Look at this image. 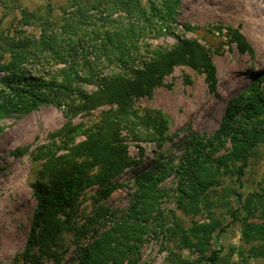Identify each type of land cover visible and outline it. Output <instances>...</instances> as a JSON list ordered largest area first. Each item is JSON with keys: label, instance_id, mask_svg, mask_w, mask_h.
I'll list each match as a JSON object with an SVG mask.
<instances>
[{"label": "trees", "instance_id": "obj_1", "mask_svg": "<svg viewBox=\"0 0 264 264\" xmlns=\"http://www.w3.org/2000/svg\"><path fill=\"white\" fill-rule=\"evenodd\" d=\"M138 2L121 0L120 4L127 13L134 14L136 10L143 14ZM180 2L163 0L161 8L155 9L157 22H175ZM47 24L40 25L36 39L11 41L5 49L0 45V119L17 118L41 104L65 105L69 113L67 121L33 153V158L41 162V177L49 179L50 183L34 185L37 207L31 231L24 250L11 264H41L39 256L32 252L34 246L40 256L59 261L64 235L75 228L78 200L84 190L93 186L98 187L92 201L94 213L78 228V233L83 237L92 232L94 236L80 247L78 258L72 264H137L142 238L149 232H160L163 226L155 211L163 196L160 183L169 174L177 177V207L191 216L200 215L203 207L210 209L209 191L220 184L225 172L235 173L236 180L241 181L251 151L264 141V128L259 126L260 116L264 114L261 89L264 76L255 77L228 101L222 120L212 134L192 135L176 164L172 158L160 154L139 172L134 181L136 190L125 215L115 217L102 206L97 207L117 188L114 178L128 167L139 165L144 154L141 143L150 141L160 145L169 140V116L159 109H135L133 98L150 96L178 65L203 72L208 89L213 92L215 66L208 50L196 39H178L173 47L150 50L148 55L138 56L137 47L131 42L139 31L129 22L107 33L101 43H93V60L84 56L82 67L75 68L78 64L73 47L75 29L63 25L60 46L57 33H47ZM228 29L239 50H249L240 31ZM33 57L63 66L50 78L34 76L25 68ZM103 60L108 64L118 63L121 71L105 74L100 68ZM82 83L95 85L96 89L87 92L81 87ZM103 105L109 108L102 109L90 125L71 122L76 114ZM125 134L136 142V156L130 155ZM80 135L84 139L76 142ZM227 138L231 143L229 154L214 157V152ZM24 151L18 150L15 154ZM227 190L230 188L223 187V191ZM236 195L241 197L239 192ZM244 208L247 214H254L259 208L261 216L258 222L243 220L242 241L246 244L264 242V189L256 197L247 196ZM236 211L230 212L233 219L237 218ZM217 226V222L194 223L184 229L175 224L168 229L179 235L182 247L192 246L201 255ZM249 250L252 257L262 256L260 246H251ZM234 252L241 257L244 255L239 248H234ZM206 259L209 264H217V253H211ZM176 264H187V261L178 258Z\"/></svg>", "mask_w": 264, "mask_h": 264}, {"label": "rangeland", "instance_id": "obj_2", "mask_svg": "<svg viewBox=\"0 0 264 264\" xmlns=\"http://www.w3.org/2000/svg\"><path fill=\"white\" fill-rule=\"evenodd\" d=\"M120 1L0 0L2 49L11 41L36 39L42 23H48V34L57 33L58 45L61 46L63 25L68 24L75 29L76 44L73 47L78 63L75 68L82 67L84 56L93 60V43H101L107 33L129 22L140 32L131 42L136 45L138 56H146L150 50L173 47L178 39H196L208 50L215 66L216 86L213 92L209 91L203 72L178 65L164 77L161 85L153 89L150 96L133 98V108L159 109L169 116V140L160 145L150 141L141 143L144 154L139 165L128 167L114 178L117 188L97 207L102 206L115 217L125 215L136 190L134 181L139 172L160 154L172 158L176 164L190 137L212 134L222 120L228 101L255 77L264 76V0H181L175 22L166 23L157 22L155 18L163 0H138L143 14L136 10H133L134 14L127 13ZM228 27L240 31L249 50H239ZM62 66L33 57L25 68L31 75L50 78ZM100 66L107 75L121 71L116 62L108 64L103 60ZM80 85L87 92L96 89L92 84ZM261 89L264 93V81L261 82ZM107 108L109 105L82 111L73 116L71 122L90 125L97 120L99 112ZM68 115L65 105L41 104L17 118L9 116L0 119V264H11L26 246L37 207L34 185L50 183L49 179L41 177V162L33 158V153L38 146L48 142L49 135L67 121ZM260 119L259 126L264 128V114ZM125 137L130 155L136 156V142L126 134ZM82 139L84 136H77L76 142ZM23 149L24 152L15 154ZM230 150L231 143L227 138L214 152V157L228 155ZM176 187L174 173L160 183L163 196L155 215L163 226L160 232H149L142 238L137 264H176L178 258L185 259L187 264H209L206 257L213 252L218 256L217 264H264V242L246 244L242 241L241 232L244 219L260 221V209L253 211L254 214H247L244 202L247 196L256 197L264 189V141L251 151L241 181L236 180L233 172L222 175L220 184L209 191L210 209L203 207L200 215H185L180 211ZM223 187L230 190L223 191ZM97 190L98 187L93 186L82 192L73 222L75 228L64 235L63 246L58 252L59 261L40 256L37 246L33 247L32 252L39 256L41 264H72L78 258L80 247L93 239L92 232L80 236L78 228L93 215L95 207L92 201ZM238 192L241 197L236 195ZM233 209L237 210L236 219L230 214ZM216 222L218 226L201 255L192 246L182 247L179 235L169 230L175 224L188 229L194 223ZM220 227H223L222 230ZM254 245L262 248V256H251L249 249ZM234 248L242 249L244 255H238Z\"/></svg>", "mask_w": 264, "mask_h": 264}]
</instances>
